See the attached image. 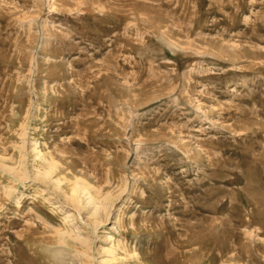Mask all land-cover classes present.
Instances as JSON below:
<instances>
[{
    "label": "rangeland",
    "instance_id": "374dc122",
    "mask_svg": "<svg viewBox=\"0 0 264 264\" xmlns=\"http://www.w3.org/2000/svg\"><path fill=\"white\" fill-rule=\"evenodd\" d=\"M0 264H264V0H0Z\"/></svg>",
    "mask_w": 264,
    "mask_h": 264
}]
</instances>
